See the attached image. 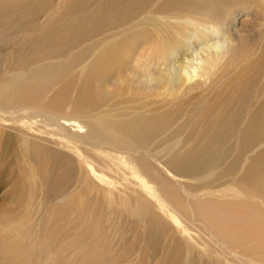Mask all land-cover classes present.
Instances as JSON below:
<instances>
[{"label":"rangeland","instance_id":"rangeland-1","mask_svg":"<svg viewBox=\"0 0 264 264\" xmlns=\"http://www.w3.org/2000/svg\"><path fill=\"white\" fill-rule=\"evenodd\" d=\"M105 1L65 0L53 10L45 0H0L12 5L0 7V109L18 110L0 112V264H180L182 260L188 264L189 256L183 254L188 243L132 178L129 163L142 153L132 151L127 140L109 128L103 130L100 118L90 115L97 109L104 120L105 115L117 120L139 113L133 103L124 101L130 96L125 86L132 74L120 68L112 80L124 81L110 85L109 95L99 100L89 91L79 93L80 66H65L74 54L80 59L83 54L84 63L88 61L89 41L77 38L75 31L92 29L90 15L96 3L101 7ZM217 1L206 0L201 11L216 9ZM249 7L239 6L228 29L235 37L236 55L258 59L261 71L249 96L252 105L243 95L246 106L253 108L264 100V13ZM113 21L111 27L124 23L119 18ZM132 42L135 36L126 40L134 49H111L120 61L113 66L133 64L138 45ZM119 44L118 40L117 48ZM248 75L238 74L235 81ZM29 83L38 88L35 99L30 91L25 98L17 91ZM11 97L15 99L7 101ZM231 105L239 108L240 103ZM38 109L42 113L33 117ZM49 113L82 122L86 131L76 135L75 146L53 126ZM113 113L119 116L113 118ZM147 161L151 163L147 158L139 161L146 178L154 171H149ZM158 170L169 178L161 165ZM173 233L181 241L176 246L171 243ZM204 242L193 244L199 254L200 246L207 249L205 256L214 259L210 264H233L209 239Z\"/></svg>","mask_w":264,"mask_h":264},{"label":"bare ground","instance_id":"bare-ground-1","mask_svg":"<svg viewBox=\"0 0 264 264\" xmlns=\"http://www.w3.org/2000/svg\"><path fill=\"white\" fill-rule=\"evenodd\" d=\"M62 1L44 3L54 10ZM83 1L79 0L80 4ZM205 1L106 0L101 7L96 3L90 15L93 28L75 31L77 38L89 41L85 45L91 46L89 59L84 63L83 54L81 59L70 55L65 66H80L83 76L79 93L89 91L99 100L109 95L110 85L124 81L112 80L120 68L132 74L125 86L130 96L124 101L133 103L139 113L117 120L106 115L104 120L102 110L97 109L90 115L100 118L103 130L109 128L125 138L132 151L142 153L129 163L132 178L188 243L183 253L189 256L188 264L214 260L205 256L209 252L200 245L203 251L196 252L193 242L199 240L205 245V238L227 254L230 263L264 264V100L248 108L253 83L261 70L254 56L236 55L235 37L228 29L239 6H255L264 13V0H218L216 9L203 12ZM4 5L12 6L8 2L0 7ZM117 18L124 23L111 27ZM131 36L136 37L132 43L138 45L135 61L130 67L122 62L117 68L120 61L111 49H134L126 44ZM247 73L250 75L241 82L235 81L236 75ZM17 91L22 98L26 91L33 93L30 98L38 95V88L31 83ZM243 95L251 105L246 106ZM99 100L92 102L96 106ZM236 102L239 108L231 105ZM246 108L248 112H244ZM41 113L35 110L33 117ZM49 116L74 146L76 135L86 131L76 118L54 113ZM146 158L151 161H147L149 171L154 170L147 178L139 166ZM160 165L169 178L158 170ZM179 218L189 225H183ZM170 236L174 246L181 242L174 233Z\"/></svg>","mask_w":264,"mask_h":264}]
</instances>
